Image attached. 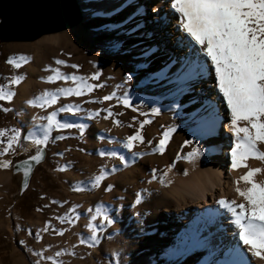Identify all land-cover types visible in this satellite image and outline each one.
<instances>
[{
    "label": "bare ground",
    "instance_id": "bare-ground-1",
    "mask_svg": "<svg viewBox=\"0 0 264 264\" xmlns=\"http://www.w3.org/2000/svg\"><path fill=\"white\" fill-rule=\"evenodd\" d=\"M77 2L82 16L79 27L73 31L44 37L37 44L47 45L53 52L58 51L65 45L67 37L81 31L100 37L118 38V41L110 42L107 46L125 55L123 65L126 68L116 73L115 77L120 81L111 92L109 91L108 94L112 96L109 101L112 104H119L118 100L127 97L129 103L134 104L133 101H138L157 111L149 117L140 112L133 114L130 117L131 124H125L121 118H117L116 115L119 113L114 115V110L110 111L112 115L107 119L99 117L88 121L85 116L80 120L84 130L79 133L86 134L91 126L93 135L89 139V144L102 143L107 152H117V156H109L108 168H104L107 175L115 173L122 167L131 168L127 169L130 181L124 191L130 194L134 192L133 200L127 205L139 232L145 238L161 244L170 256L187 255L188 258L183 264H219L225 259L232 261L233 264H241L244 261L247 264H264V260L253 257L247 251V247L239 243L238 235L234 234L236 230L231 223L230 213L217 203L221 198L240 203L242 197L236 194L235 188L244 189L247 185L242 181L238 183L234 181H238V177L248 168L262 169L254 175V180L264 181V162L249 157L244 162L246 167H232L233 137L229 127L230 114L222 94L215 87L214 72L206 75L202 82L193 84L195 91L177 94L178 89L187 87L177 79V69L182 62L188 60L190 51L195 58L200 46L194 45L187 34L180 30L179 16L171 8L170 0H77ZM200 59L210 67V62L203 53H200ZM40 60L47 61L45 57H40ZM52 61L56 65L57 60ZM73 61L75 63V60ZM75 68L77 77L84 78L86 82L91 78L88 73L93 75L101 72L100 68L93 67L87 75H81L84 66H78L76 63ZM129 68L135 72H131ZM138 71L143 72L139 79L135 74ZM53 80L51 82L55 81ZM197 92L198 99L210 104L211 107L205 108L201 113L203 118L200 121L193 122L189 119L192 108L186 106V102ZM196 107L200 105L197 104ZM119 108L120 110L117 109L121 112V107ZM24 111L26 110L21 107L17 108L16 114L26 126L27 114ZM159 111L171 115L177 122L173 125L168 123L158 125ZM113 119L119 123L114 124ZM145 120L149 122L141 126ZM245 123L239 122L240 126H244ZM170 127L173 131L166 138L164 151L154 150L159 140L163 138V132ZM138 128L142 141H135L131 149L125 148L123 142ZM41 130L45 133L46 128L42 127ZM29 133L33 136L36 130L30 128ZM185 140L192 143L185 144ZM152 146L154 148L150 150ZM193 147L199 149V154L185 159ZM258 147L264 151V144H259ZM148 153L150 156L146 157ZM120 156L125 158V163H121ZM164 158L167 159L166 163L159 165L157 160ZM1 175L7 174L0 171ZM12 189V186L0 187L3 199L9 198ZM137 193L142 197L140 203H135ZM110 208H107V211ZM18 209L22 212L23 204L19 205ZM125 218L123 212L118 217L116 224L120 229ZM7 228L11 229L9 224ZM156 230L159 236L154 235Z\"/></svg>",
    "mask_w": 264,
    "mask_h": 264
},
{
    "label": "rangeland",
    "instance_id": "rangeland-1",
    "mask_svg": "<svg viewBox=\"0 0 264 264\" xmlns=\"http://www.w3.org/2000/svg\"><path fill=\"white\" fill-rule=\"evenodd\" d=\"M81 23L82 21L72 28L48 33L31 41L0 42V85L14 93V98L10 101L0 100V129L5 130V135L0 136V161L9 162L8 167L0 168L1 172L5 171L7 174L0 176V187H13L7 200L3 199V192L0 190V264H183L188 258L187 255L170 256L157 241L145 238L139 232L134 216L128 212L127 204L134 198V192L130 194L124 191L130 181L127 170L131 169L130 167H122L115 173L108 174L99 186H91V178L98 175L101 168H108L107 163L110 160L108 155H100L101 152H107L102 143L89 144L93 135L91 126L83 135H80L76 126L66 129L51 128L48 131V140L43 145L47 156L35 168L27 190L17 196L18 185L12 181L11 160L14 157L31 155L37 150L39 145L34 143V139L44 136L41 128L48 124L49 114L55 112L57 120L73 125H81L80 120L85 116L88 121L106 117L111 110H114V115L119 113L117 118H121L125 124H131L130 117L138 112L148 117L154 115V108L138 101L122 106L120 103L112 104L109 100L101 99L119 84L120 79L115 77L116 73L126 68L123 65L125 55L107 46L110 42L118 41L117 37H100L86 31L75 32L65 39L62 48L54 52L47 45L37 44L44 37L73 31ZM40 57H45L47 61L41 62ZM9 60L19 63L20 67H13L8 63ZM52 60L62 61L64 64L59 63V66L56 61L55 65ZM76 63L78 66H84L81 75H87L93 67L101 69L98 78L88 73L92 81H84L93 86L91 91H84L80 96L60 95L55 104L46 107L28 103L46 90L53 92L56 89L76 87L78 80L73 82V79L54 78L55 81L51 82L47 79L52 74L55 76L57 72L77 77L76 68L73 67ZM129 70L135 72L132 68ZM135 74L138 79L143 76L142 71ZM13 77L23 78L19 83L11 85L9 81ZM79 83L80 81L77 84ZM97 84L100 86L95 88ZM65 105H78L79 111L75 114L59 111ZM20 107L26 110V126L16 114L17 108ZM5 108L8 111H4ZM158 114V125H173L177 122V119L165 112L159 111ZM30 128L36 130L33 136L29 133ZM12 129H18L20 135L17 142L5 153L3 148L12 136ZM25 136L28 139H25ZM57 136L63 139H56ZM151 148L154 147L149 149L152 150ZM148 156L150 153L146 157ZM166 160L160 159L157 163L163 165ZM109 184L113 187L105 191ZM22 204L23 213L18 209ZM98 204L106 210L111 207L107 212L114 222L111 225L105 224L102 231L97 232L96 242L89 246L91 231L87 224ZM122 212L126 218L120 229L116 223ZM69 219L75 220V223H69ZM93 223L99 225L100 218L97 217ZM7 224L12 231L8 230ZM154 235L159 236L158 230ZM81 239L86 242L81 244ZM58 252L60 255L57 256ZM114 252L117 253L118 259H113Z\"/></svg>",
    "mask_w": 264,
    "mask_h": 264
},
{
    "label": "snow or ice",
    "instance_id": "snow-or-ice-1",
    "mask_svg": "<svg viewBox=\"0 0 264 264\" xmlns=\"http://www.w3.org/2000/svg\"><path fill=\"white\" fill-rule=\"evenodd\" d=\"M170 6L178 14V26L180 30L187 34L194 45L200 46L199 51L193 58L190 51L187 61L181 63L177 69V79L181 83H185L187 87L178 89V95L187 91L193 92L195 89L193 84L202 82L206 75L214 72L215 87L222 94L223 101L227 105L230 114V131L232 133V167H246L244 163L249 157L264 162V151L258 147L264 144V0H170ZM155 11V9H154ZM192 46L190 45V48ZM200 53L210 62V67L205 61L200 59ZM147 53H145L146 55ZM8 63L13 67H20L19 63L9 60ZM57 63H63L57 61ZM73 67H76L73 65ZM94 73L93 76H98ZM23 77H13L9 84L15 85L20 82ZM73 79L79 80L80 83L73 88L56 89L53 92L45 91L34 100L28 101L29 104H35L37 107H46L49 104H55L57 97L63 96H80L84 91H91L92 85L84 83V78L69 77L61 75L58 72L55 77L49 76V81L53 79ZM127 79V78H126ZM97 84L95 87H99ZM14 93L0 85V100L10 101ZM199 93L191 95L186 102V106L192 108L189 113V119L193 122L200 121L203 117L201 113L205 108H210V104L203 103L198 99ZM103 100L112 99L111 95L102 97ZM118 103L128 105L127 97L118 100ZM199 104L200 107H196ZM8 111L7 108L3 109ZM135 110V109H134ZM59 111L68 113H77L78 105H65ZM107 112V109H105ZM154 113L156 109L152 110ZM91 115V113H90ZM112 113L108 112V116ZM105 117V119L108 118ZM56 113L48 115V124L45 126L44 136L34 139V143L43 146L48 140V130L55 127L58 129L78 127L81 132L84 125H73L67 122H60L56 118ZM149 121L145 120L144 123ZM239 122H246L244 126H240ZM114 124L119 121L113 119ZM12 136L7 140L3 152H8L9 148L17 142L20 135L18 129H12ZM173 131L170 127L163 132V138L159 140L154 150L163 152L166 138ZM242 134V135H241ZM5 135V130L0 129V136ZM28 139L27 136L24 137ZM56 139H63L57 136ZM135 141H142L140 129L138 128L133 135L128 136L123 142V146L127 149L133 147ZM149 143H151L149 141ZM185 144H191L189 140L184 141ZM199 154V149L193 147L184 157L189 159ZM100 155L117 156L116 151L101 152ZM42 152L38 148L34 155L29 156L28 160L39 161ZM121 163H125L123 156L119 157ZM28 160L23 161L24 175L29 174L30 166ZM9 166L8 161H0V168ZM260 168H248L241 176L240 181L245 182L247 187L241 189L235 188L238 196L242 197L240 203L221 198L217 203L227 210L231 215V223L235 226L239 243L247 247V251L253 257L264 260V181L257 182L254 175L261 172ZM107 175V170L101 168L98 175L91 178L92 187L99 186L100 182ZM113 186L109 184L104 190L109 191ZM79 190V189H77ZM142 197L140 193L136 194L135 203H140ZM71 212L72 209H69ZM100 218L101 223L96 225L94 220ZM63 220V218H60ZM113 219L109 217L108 212L100 204L96 206V210L92 213L87 227L91 231L89 237V246L96 242L98 231H102L105 224L111 225ZM69 223H75V220L69 219ZM85 243L84 239L79 241ZM60 255V253H56ZM113 259H118L117 253L112 254ZM48 259H52L48 257ZM55 264V262H53ZM219 264H233L227 259L219 262ZM241 264H247L246 261Z\"/></svg>",
    "mask_w": 264,
    "mask_h": 264
},
{
    "label": "water",
    "instance_id": "water-1",
    "mask_svg": "<svg viewBox=\"0 0 264 264\" xmlns=\"http://www.w3.org/2000/svg\"><path fill=\"white\" fill-rule=\"evenodd\" d=\"M81 19L77 0H0V42L31 41L48 33L72 28ZM38 148L42 152L39 161L28 160L36 151L11 160L12 181L18 185L17 196L27 190L35 168L47 156L44 146ZM25 160L30 166L27 176L24 175Z\"/></svg>",
    "mask_w": 264,
    "mask_h": 264
}]
</instances>
